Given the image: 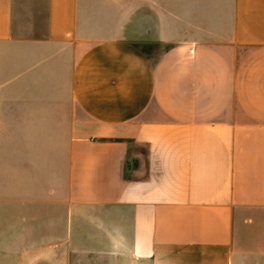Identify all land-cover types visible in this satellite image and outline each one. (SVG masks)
I'll list each match as a JSON object with an SVG mask.
<instances>
[{"label": "crops", "instance_id": "obj_1", "mask_svg": "<svg viewBox=\"0 0 264 264\" xmlns=\"http://www.w3.org/2000/svg\"><path fill=\"white\" fill-rule=\"evenodd\" d=\"M44 12L18 36L16 0H0V91L58 137L56 192L11 226L40 256L0 245V264H246L251 245L264 264V0ZM133 37L170 47L154 62Z\"/></svg>", "mask_w": 264, "mask_h": 264}, {"label": "rangeland", "instance_id": "obj_2", "mask_svg": "<svg viewBox=\"0 0 264 264\" xmlns=\"http://www.w3.org/2000/svg\"><path fill=\"white\" fill-rule=\"evenodd\" d=\"M46 0H16V22L18 36H34L44 28ZM43 14H42V12ZM135 39V37H133ZM139 48L152 61H156L170 44L138 41ZM0 91V245L2 256L23 258L25 253L40 256V250L22 247L27 234L12 230L11 226L23 224L25 214L39 213L43 193L56 192V184L48 185L49 176L56 177L55 161L46 164L49 151L55 150L56 135H46L43 122L32 120L42 111L40 105L9 103L14 93L2 82ZM48 171L51 173L48 174ZM264 227V223L260 224ZM264 241V240H263ZM10 246V247H9ZM9 248V249H8ZM253 245L244 249L243 257L248 264V256L255 249Z\"/></svg>", "mask_w": 264, "mask_h": 264}]
</instances>
